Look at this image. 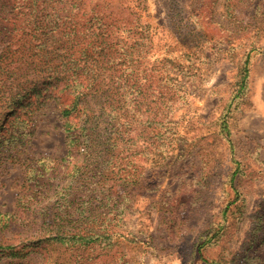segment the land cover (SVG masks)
Wrapping results in <instances>:
<instances>
[{
    "label": "rangeland",
    "instance_id": "obj_1",
    "mask_svg": "<svg viewBox=\"0 0 264 264\" xmlns=\"http://www.w3.org/2000/svg\"><path fill=\"white\" fill-rule=\"evenodd\" d=\"M85 1L93 15L147 31L138 70L173 94L167 119L176 132L159 166L153 146L146 149L152 139L140 133L132 158L140 178L110 225L127 240L104 253L102 264H264V0ZM72 97L59 88L40 103L34 124L23 122V112L1 126L0 218L21 219L18 201L24 193L33 201L34 177L54 184L42 206L55 204V191L75 175L76 157L64 160L60 118ZM10 229L0 236L8 243L18 238ZM8 254L0 248V264H35L38 257Z\"/></svg>",
    "mask_w": 264,
    "mask_h": 264
},
{
    "label": "trees",
    "instance_id": "obj_2",
    "mask_svg": "<svg viewBox=\"0 0 264 264\" xmlns=\"http://www.w3.org/2000/svg\"><path fill=\"white\" fill-rule=\"evenodd\" d=\"M88 6L85 0H0V46L6 47L0 53V128L23 112V122L34 124L40 103L46 105L60 88L73 96L60 110L64 160L77 159L75 175L54 193L55 204L41 206L40 197L54 184L49 180L45 187L43 178L34 177L28 182L33 201H26L27 193L18 201L21 219L0 218V236L5 228H15L10 232L18 236L10 243L0 237V248L12 259L35 255V264H102L104 253L114 251L120 238L127 240L110 225L140 178L132 159L140 133L152 139L146 149L153 146L157 166L174 145L176 132L167 119L173 94L138 70L136 57L150 45L147 31L95 15ZM248 62L249 56L240 89Z\"/></svg>",
    "mask_w": 264,
    "mask_h": 264
}]
</instances>
